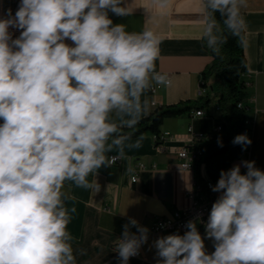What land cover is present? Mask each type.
Here are the masks:
<instances>
[{
	"label": "clouds",
	"instance_id": "1",
	"mask_svg": "<svg viewBox=\"0 0 264 264\" xmlns=\"http://www.w3.org/2000/svg\"><path fill=\"white\" fill-rule=\"evenodd\" d=\"M244 0H204L201 39L217 55L226 36L239 35ZM122 0H21L15 16L0 19V264H77L68 230L72 197L66 182L99 190L95 174L123 154L143 110L141 96L169 86L156 71L159 36L151 29L126 31L108 11L127 15ZM172 0H152L162 13ZM10 27L21 30L12 39ZM73 42L74 46L65 43ZM111 141V143H109ZM234 144L250 145L245 134ZM140 140L130 147L139 148ZM222 146V145H221ZM220 173L206 235L215 241L208 254L196 223L184 235L154 242L158 264H264V171L255 161ZM93 176L89 180V176ZM130 227H136L132 233ZM148 229L135 219L124 225L116 250L121 264L138 254Z\"/></svg>",
	"mask_w": 264,
	"mask_h": 264
},
{
	"label": "crops",
	"instance_id": "2",
	"mask_svg": "<svg viewBox=\"0 0 264 264\" xmlns=\"http://www.w3.org/2000/svg\"><path fill=\"white\" fill-rule=\"evenodd\" d=\"M121 7L127 8L129 14L116 15L108 11L113 25L123 24L129 32L153 30L160 39L156 71L166 74L171 81L156 95H151L148 89L141 96L143 110L139 122L157 108L196 101L200 97L202 74L212 62L201 39L206 20L204 0H172L171 7L163 13L152 6V0H122ZM240 15L244 21L247 62V73L242 80L250 84L247 87L248 120L252 124L249 136L254 144L242 147L240 157L231 168L239 164L241 174H246L243 161H255V167L264 171V0H244ZM65 43L74 46L70 40ZM215 82L212 78L208 86H214ZM153 101L158 107L152 106ZM196 112L164 121L161 134L169 136L163 141V151L156 149L151 132L126 140L122 155L119 148L114 147L108 156L119 157L120 162L97 170L94 178L98 191L66 182L64 190L72 197L66 201V206L76 209L71 214L68 230L74 237L77 264H121L113 247L122 238L124 225L130 220L135 219L149 233L157 217H170L192 204H206V194L196 196L193 201L189 199L196 178L193 171L179 169L178 152L191 141L189 129L193 135H211L221 125V119L215 104L204 111V116L198 117ZM137 140L141 146L130 147ZM137 163L145 165V169L136 172L138 180L132 183ZM200 173L207 175L206 170ZM92 179L90 175L89 180ZM130 231L139 235L136 227H130ZM199 233L206 252L213 253L215 241L207 237L206 225L200 227ZM156 240L149 238L139 249L141 256L130 257L128 264H158L162 258L154 246Z\"/></svg>",
	"mask_w": 264,
	"mask_h": 264
},
{
	"label": "trees",
	"instance_id": "3",
	"mask_svg": "<svg viewBox=\"0 0 264 264\" xmlns=\"http://www.w3.org/2000/svg\"><path fill=\"white\" fill-rule=\"evenodd\" d=\"M217 27L227 38V42L221 45L220 54L217 55L207 47L203 40L204 48L210 53L212 62L204 70L202 80L207 87L209 81L214 78L215 85L208 86V92L200 96L196 101L182 102L174 106L157 108L149 117L142 119L132 128H122V134L137 138L147 132L154 136L161 135V127L166 119L177 118L193 111H207L214 104L218 108L222 130L214 134L210 141H199L195 149L200 158L193 166L195 178L201 180V165L204 164L208 178L216 185L222 170L231 169L232 163L238 159L243 146H251L254 140L245 134L247 130L245 121L248 119V91L243 75L247 73V62L244 54L245 32L243 27L239 35H233L223 26V18L220 13H215ZM242 104L243 107H239ZM245 134L252 141L250 145L234 144L237 135ZM222 145V146H221ZM209 195V192L206 193Z\"/></svg>",
	"mask_w": 264,
	"mask_h": 264
},
{
	"label": "built area",
	"instance_id": "4",
	"mask_svg": "<svg viewBox=\"0 0 264 264\" xmlns=\"http://www.w3.org/2000/svg\"><path fill=\"white\" fill-rule=\"evenodd\" d=\"M21 3V0H0V19H7L9 18L8 12L9 9L11 10V15L12 17L15 16V12L18 10V7ZM9 32L12 35V39H16L20 36L21 30L15 27H10ZM170 80V77L167 76ZM206 84L202 81L201 87H200V96H204L208 92V86L204 87ZM208 85V84H207ZM163 85H152V87L149 89V93L151 95H156L157 91L161 89ZM247 87L250 86V84H246ZM250 102V100L247 98V104ZM153 107H158L156 101L152 102ZM239 107H243L242 104L239 105ZM196 116L201 117L204 116V111H197ZM3 121L0 120V123ZM245 125L247 130L245 131V134L249 135L250 130H251V122L247 119L245 121ZM222 127L218 126L214 133L211 135H193L192 129H189V133L191 135V141L188 145L184 146L181 148L178 152V158L180 160V165L179 169L182 170H190L193 171V166L194 164L199 160L200 155L195 149V144L199 141H210L212 140L214 134L221 132ZM169 136V134L165 135H160V136H155V145L156 149L159 151H163V141L164 139ZM116 157V156H115ZM120 162V158L116 157V161L114 164H111V166L118 164ZM145 169V165L142 163H137L135 166V173L134 176L132 177V183H136L138 178L136 175V172ZM201 170L205 171V165H201ZM201 171V172H202ZM201 180L202 183H199L197 180L194 184V189L189 193V199L194 200V198L198 195L201 194H206L209 192V195L207 196V201L206 204L203 206H198L196 204H192L190 207L181 209L177 212H175L172 216L170 217H157L153 225L151 226L149 233H148V239L149 238H154L158 239L161 237H165L167 235H172V234H179V235H184L189 229L186 227V224L189 221H194L196 223V227L198 232L200 231V227H203L206 225L208 221V217L211 212V207L213 203L219 198L221 193L218 192H213L212 187L215 186V184L208 178L207 175L204 176V174L201 173ZM147 239V240H148ZM118 241L114 244V251L116 250V245ZM117 254L118 252L115 251ZM141 256V252L139 250L138 254L133 256L132 258H139Z\"/></svg>",
	"mask_w": 264,
	"mask_h": 264
}]
</instances>
